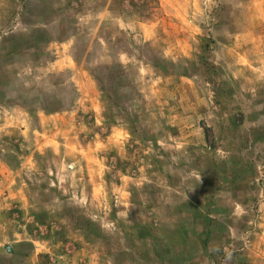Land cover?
I'll use <instances>...</instances> for the list:
<instances>
[{"label": "rangeland", "instance_id": "374dc122", "mask_svg": "<svg viewBox=\"0 0 264 264\" xmlns=\"http://www.w3.org/2000/svg\"><path fill=\"white\" fill-rule=\"evenodd\" d=\"M63 260L264 264V0H0V264Z\"/></svg>", "mask_w": 264, "mask_h": 264}, {"label": "crops", "instance_id": "0c3cea01", "mask_svg": "<svg viewBox=\"0 0 264 264\" xmlns=\"http://www.w3.org/2000/svg\"><path fill=\"white\" fill-rule=\"evenodd\" d=\"M56 264H100V263H97V262H93V261H90V260H84V261H77V260H63V261H59L57 262Z\"/></svg>", "mask_w": 264, "mask_h": 264}, {"label": "trees", "instance_id": "16d2710c", "mask_svg": "<svg viewBox=\"0 0 264 264\" xmlns=\"http://www.w3.org/2000/svg\"><path fill=\"white\" fill-rule=\"evenodd\" d=\"M44 110H47L48 112H52V111H57L58 110V108H52L51 109V107H48V106H46V107H44V106H41Z\"/></svg>", "mask_w": 264, "mask_h": 264}]
</instances>
